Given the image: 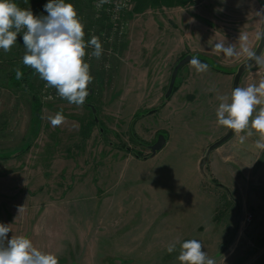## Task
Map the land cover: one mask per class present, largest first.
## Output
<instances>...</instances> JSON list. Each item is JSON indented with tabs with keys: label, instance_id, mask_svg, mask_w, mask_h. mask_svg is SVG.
Here are the masks:
<instances>
[{
	"label": "rangeland",
	"instance_id": "rangeland-1",
	"mask_svg": "<svg viewBox=\"0 0 264 264\" xmlns=\"http://www.w3.org/2000/svg\"><path fill=\"white\" fill-rule=\"evenodd\" d=\"M93 1L65 0L74 5L84 30L104 28L110 35L99 59L84 58L91 91L77 107L46 88L33 71L31 83L42 102L34 133L28 90L6 80L13 56L23 62L24 30L9 52L0 49V155L10 156L0 158V223L10 224L9 239L26 236L38 250L56 254L59 264H180V244L189 239L200 241L216 264H264V152L254 162L236 161L228 138L200 171L206 148L222 135L210 139L209 127L187 120L190 93L175 104L177 120L170 121L169 111L156 114L173 93L164 96L174 60L166 64L163 96L149 109L127 97L131 91L123 73L115 76L111 68L128 26L132 52L161 66L160 6L133 12L135 1L128 0L125 27L114 31L95 17ZM48 2L15 0L38 17L47 15ZM57 112L65 120L53 127L47 117ZM159 134L165 142L150 156ZM172 243L176 249L169 253Z\"/></svg>",
	"mask_w": 264,
	"mask_h": 264
},
{
	"label": "crops",
	"instance_id": "crops-1",
	"mask_svg": "<svg viewBox=\"0 0 264 264\" xmlns=\"http://www.w3.org/2000/svg\"><path fill=\"white\" fill-rule=\"evenodd\" d=\"M13 1L15 3V0ZM262 1L264 0H195L193 4L161 5L157 8L162 18L158 40L161 66L150 65L148 58L137 57L132 52L134 41L131 26H128V33L121 44L122 50L113 57L111 65L112 70L116 72L115 76L118 72L123 73L122 78L131 91L127 93V97L134 98L139 107L144 106L149 109L151 104L158 101L161 95L163 96L161 89L167 84L166 64L170 60L173 59L175 64L179 57L187 54L202 58L205 60L202 62L209 65L208 71L198 73L188 61L185 65L186 69L180 74L175 91L156 114L165 116L166 111H169L168 118H172L170 121L177 120L175 104H182L180 100L188 91L191 102L188 103L190 106L186 112L187 120L209 127L210 139L223 135L228 129L217 123L216 109L220 103L218 97L222 95L230 97L233 75L238 65L247 58L241 51L243 42L239 39L240 34H247V46L251 50H254L258 43L264 24ZM133 15L134 13L131 16ZM218 42L226 47L234 46L238 55L229 58L222 52H216L213 46ZM18 61L13 56L7 74ZM261 79H264V68H260L254 62L241 74L238 86L258 85ZM171 110H174L173 113L170 112ZM154 112L149 111L148 114ZM240 136H245L243 142ZM258 138L255 134L247 137L246 133H233L228 143L235 148L236 161L254 162L259 159V154L264 152V149L256 147L255 142Z\"/></svg>",
	"mask_w": 264,
	"mask_h": 264
},
{
	"label": "clouds",
	"instance_id": "clouds-1",
	"mask_svg": "<svg viewBox=\"0 0 264 264\" xmlns=\"http://www.w3.org/2000/svg\"><path fill=\"white\" fill-rule=\"evenodd\" d=\"M46 16H36L29 9L20 8L13 0H0V49L9 52L23 31L22 40L26 52L23 64L33 69L45 81L46 88L56 89L57 95L70 104L82 107L89 95V85L93 80L90 65L85 62L86 48L92 47L91 57L99 59L103 48L95 35L85 42L84 25L80 21L75 7L65 0H49L44 5ZM258 15H262L258 13ZM243 42L241 51L255 60L260 68H264V51L257 56L256 51L247 46L248 36L241 33ZM214 50L222 52L225 57L238 55L234 46L215 43ZM190 64L198 73L208 71L209 65L196 57ZM251 66V65H249ZM16 79L23 73L17 68ZM216 109L217 123L235 134L246 133L247 137L258 135L255 144L264 149V79L259 84L246 87H235L230 97L222 95ZM53 127L63 124L65 117L62 112L47 117ZM245 136H240L243 142ZM19 209V213L22 211ZM10 224L0 223V264H59L56 254L45 253L34 247L30 238L20 235L11 236ZM176 244L168 246L172 253ZM180 264H216L203 250L202 243L189 239L180 244L177 257Z\"/></svg>",
	"mask_w": 264,
	"mask_h": 264
},
{
	"label": "trees",
	"instance_id": "trees-1",
	"mask_svg": "<svg viewBox=\"0 0 264 264\" xmlns=\"http://www.w3.org/2000/svg\"><path fill=\"white\" fill-rule=\"evenodd\" d=\"M135 4L133 7V12H139L143 10L145 7L148 5L151 6H161V5H185V4H193L195 0H134ZM182 57V56H181ZM181 57H179L177 60H179ZM201 61H205L202 58H199ZM19 69L23 75L21 79H16V69ZM34 70L30 69L29 67L25 66L22 61H18L15 66H13L7 74V82L14 87H23L24 89H27L29 92V97H30V131L31 132H36L38 127H39V122L41 119V107H42V102L39 99L38 93L34 89V86L31 83V74ZM176 86L175 83L172 88V92L175 91ZM156 110V108L154 109ZM153 110V111H154ZM96 120L93 117V120L90 122V124H93ZM85 125L82 126L81 128V135L82 137L87 136V133H85ZM132 139H135L134 134L130 135ZM127 150L132 151L125 147ZM27 146L21 150V152L26 151ZM135 155H139L137 152H133ZM10 157L9 155L3 156L0 155L1 159H7Z\"/></svg>",
	"mask_w": 264,
	"mask_h": 264
},
{
	"label": "water",
	"instance_id": "water-1",
	"mask_svg": "<svg viewBox=\"0 0 264 264\" xmlns=\"http://www.w3.org/2000/svg\"><path fill=\"white\" fill-rule=\"evenodd\" d=\"M264 50V24H262V28H261V31H260V35H259V40H258V43L256 45V47L254 48L253 51H256V55L259 56L261 54V51ZM192 57L190 55H185L183 56L182 58H180L179 60H177V62L174 64L173 68H172V71H171V74H170V78H169V81H168V85H167V88H166V91L164 93V96L167 97L171 94V91H172V88H173V84H174V81H175V77H176V74H177V71L178 69L185 63H187L188 61H190ZM255 62V60H251L249 59L248 57L243 61L241 62L234 75H233V80H232V90L238 86V82H239V78L241 76V74L247 69L249 68L250 66L249 65H252L253 63ZM90 89H89V93H90ZM92 111H94V107L92 105H90ZM153 111V110H151ZM131 126H132V123H130V127H129V132H131ZM233 131L231 129H228L227 132L225 134H223L220 138H218L217 140H215L214 142H212L211 144L208 145V147L206 148L203 156L200 158L199 162H198V168L200 171L203 170V166L208 158V155L209 153L217 148L218 146H220L223 142H225L228 138H230L232 135H233ZM165 142V139L163 137V135L159 134L158 137H157V140L151 144L149 146L150 148V156H153L156 151L160 150L163 146Z\"/></svg>",
	"mask_w": 264,
	"mask_h": 264
},
{
	"label": "built area",
	"instance_id": "built-area-1",
	"mask_svg": "<svg viewBox=\"0 0 264 264\" xmlns=\"http://www.w3.org/2000/svg\"><path fill=\"white\" fill-rule=\"evenodd\" d=\"M93 3L96 10H98L95 17L104 19V23L106 26L108 25L109 30L115 31L118 28L123 29L125 27V15L130 5L128 0H94ZM33 14L37 16L36 13ZM84 32L85 42L89 41L91 37L95 35L99 38L101 45H104L110 37V35H108L109 33L105 32L104 28L84 30ZM93 50L92 47L86 48V59H92L90 53Z\"/></svg>",
	"mask_w": 264,
	"mask_h": 264
}]
</instances>
